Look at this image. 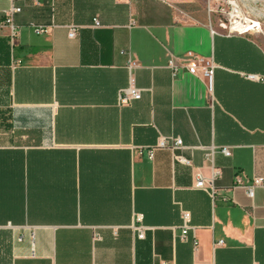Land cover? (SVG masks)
<instances>
[{
	"label": "crops",
	"instance_id": "crops-1",
	"mask_svg": "<svg viewBox=\"0 0 264 264\" xmlns=\"http://www.w3.org/2000/svg\"><path fill=\"white\" fill-rule=\"evenodd\" d=\"M167 2H14V38L0 30V264H264V42ZM186 51L217 64L211 95L168 68ZM131 75L141 97L120 105ZM160 136L182 146L149 157ZM210 145L230 154L208 161ZM212 167L213 201L194 187ZM237 177L263 184L250 198Z\"/></svg>",
	"mask_w": 264,
	"mask_h": 264
},
{
	"label": "built area",
	"instance_id": "built-area-1",
	"mask_svg": "<svg viewBox=\"0 0 264 264\" xmlns=\"http://www.w3.org/2000/svg\"><path fill=\"white\" fill-rule=\"evenodd\" d=\"M16 0H12L10 7L0 16V30L3 28L9 29L10 40L16 34V29L12 22V17L15 13L21 10V6L15 4ZM166 2L167 0H160ZM41 0H33V4H40ZM205 11L208 17H216V27L211 23L208 24L212 34H220L222 36H258L264 35V0H206ZM94 26H99V22L94 19ZM42 27H35V33H43ZM76 34V28L70 27L68 36L73 37ZM137 66L135 63L130 64V68ZM167 66L172 75H175L178 70L182 69L191 75L200 78L208 94H212L214 86V70L217 67L212 56H203L193 51H186L181 55L168 54ZM246 78L255 80L259 77L255 74H246ZM141 97V89L136 87L134 79L131 75L128 85L121 89L118 97L120 105L128 103L130 100H136ZM182 146L181 139L178 137L169 138L160 136L155 145L147 152L148 156L152 157L154 149L169 148L176 149ZM218 150L224 155L230 154L227 146L217 147L210 145L206 149L205 157L208 161L212 160L213 153ZM180 161L188 163L185 159L179 158ZM218 168L212 167L211 175L203 177L197 174L195 177L194 187L204 190L209 197L214 199L216 195L215 179L219 176ZM235 186H240L245 189L248 197H253V190L256 186L263 184V177H253L250 183H243L240 177L235 179ZM182 223L180 225L179 238L184 240L187 236V231L190 228V213L186 210L180 212ZM140 216H137V220ZM133 229L137 232L138 238H143L145 227L141 224L133 225Z\"/></svg>",
	"mask_w": 264,
	"mask_h": 264
},
{
	"label": "rangeland",
	"instance_id": "rangeland-1",
	"mask_svg": "<svg viewBox=\"0 0 264 264\" xmlns=\"http://www.w3.org/2000/svg\"><path fill=\"white\" fill-rule=\"evenodd\" d=\"M185 1L187 0H184V3L180 5H176L171 0H168V2L165 3L164 5L167 8H169L170 11H174L176 14H178L180 17H183V18L187 16L195 17L194 14L201 11V13H203L204 15L205 23L207 24L211 23L213 27H216V17L212 16L209 18L208 15L206 14V11H205L206 0H194L195 2L193 6L186 4ZM187 7H191V8L188 9ZM257 38L264 42V35H258Z\"/></svg>",
	"mask_w": 264,
	"mask_h": 264
}]
</instances>
